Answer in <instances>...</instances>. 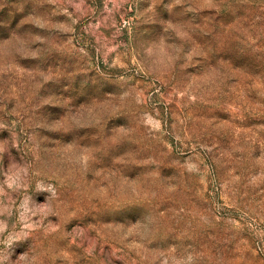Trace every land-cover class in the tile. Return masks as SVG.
Segmentation results:
<instances>
[{"label":"rangeland","instance_id":"1","mask_svg":"<svg viewBox=\"0 0 264 264\" xmlns=\"http://www.w3.org/2000/svg\"><path fill=\"white\" fill-rule=\"evenodd\" d=\"M0 264H264V0H0Z\"/></svg>","mask_w":264,"mask_h":264}]
</instances>
